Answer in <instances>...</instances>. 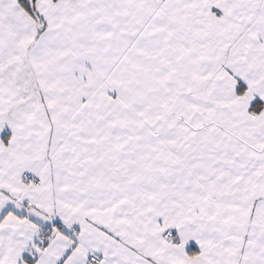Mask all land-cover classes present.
<instances>
[{"label":"snow or ice","instance_id":"obj_1","mask_svg":"<svg viewBox=\"0 0 264 264\" xmlns=\"http://www.w3.org/2000/svg\"><path fill=\"white\" fill-rule=\"evenodd\" d=\"M0 264H264V0H0Z\"/></svg>","mask_w":264,"mask_h":264}]
</instances>
